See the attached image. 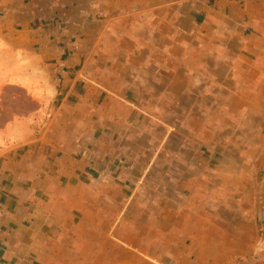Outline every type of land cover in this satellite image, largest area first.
<instances>
[{
    "label": "crops",
    "instance_id": "1",
    "mask_svg": "<svg viewBox=\"0 0 264 264\" xmlns=\"http://www.w3.org/2000/svg\"><path fill=\"white\" fill-rule=\"evenodd\" d=\"M10 84L38 105L0 129V264H222L254 246L264 0H0ZM45 109L42 131L11 133ZM191 122L174 137L192 153L158 148Z\"/></svg>",
    "mask_w": 264,
    "mask_h": 264
},
{
    "label": "rangeland",
    "instance_id": "2",
    "mask_svg": "<svg viewBox=\"0 0 264 264\" xmlns=\"http://www.w3.org/2000/svg\"><path fill=\"white\" fill-rule=\"evenodd\" d=\"M38 103L35 102L31 97L30 94L25 90L23 87L18 85H5L4 88L0 92V129L9 121L16 119L19 117H29L30 114L36 112V107ZM186 110H179V115L183 114ZM178 110H167L165 112V116H169L170 119L173 117V113L176 115ZM192 112V111H191ZM39 116L41 117L40 122L36 123L35 121H30V123H19V120L16 123V126H14L10 131L11 133L16 137L20 134H24L28 132L29 130L36 134L46 126L45 123L48 122L50 118V109L40 110L38 111ZM49 114V115H48ZM177 116V115H176ZM169 119V118H168ZM177 119V118H176ZM155 128V126H153ZM151 128H149L150 130ZM164 130L166 133L167 139H165L162 142H158L157 146L159 149H161L163 152L166 150H169L171 148H180V149H186L188 151H191L192 153V140H184V139H175V134H180L182 136H188L189 133H192V122L190 125L188 124H181L177 125L175 123L171 124H165ZM151 132V130H150ZM145 144H148L147 141L144 142ZM151 145V143H149ZM162 156H155L151 159L149 163L156 164L157 160L159 165L166 164L171 165V161L174 160L173 157L170 158H164ZM135 160L137 158H134ZM160 160H163L164 163L160 162ZM192 162V157L190 158ZM140 163V162H139ZM136 165L137 171L134 173L135 178L140 175V172L142 170V167L144 165L143 162L141 164ZM158 165H153L149 171L144 173V179L147 177H155L158 173L157 171H161V167H157ZM148 167V166H147ZM148 170V169H147ZM165 170L170 171L168 168H165ZM259 171V172H258ZM257 173L252 174L250 173L248 175V185L249 189H245L246 192V198L248 200L254 201L253 209L254 211L260 210V220L256 223L258 228L260 229V233L258 237H256L253 240V245L249 246V249L247 252H233L228 255V260L223 261L222 264H264V170L260 169ZM146 175V176H145ZM166 176L168 175V172L166 171ZM235 177L233 175L230 176L229 180H234ZM140 180H143L142 176ZM146 180V179H145ZM127 193H130L131 190H126ZM138 191L139 193L145 192L144 195L150 196L152 193H158L157 190L152 189H134L132 190V195H134ZM160 191V190H159ZM165 196L166 197H172L173 190L172 189H165ZM167 202V201H166ZM244 240V238H240ZM239 239V240H240ZM240 240V241H242ZM238 245V244H236ZM167 251V260L171 261L173 257V251L170 248H166ZM137 256L143 257L145 260H149L146 256H143L141 253L136 252ZM151 261V260H150Z\"/></svg>",
    "mask_w": 264,
    "mask_h": 264
}]
</instances>
